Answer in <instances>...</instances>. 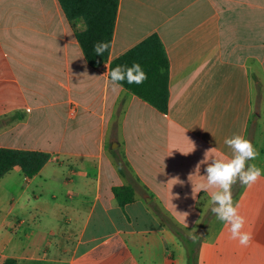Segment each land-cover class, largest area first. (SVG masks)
I'll list each match as a JSON object with an SVG mask.
<instances>
[{
	"label": "crops",
	"instance_id": "crops-1",
	"mask_svg": "<svg viewBox=\"0 0 264 264\" xmlns=\"http://www.w3.org/2000/svg\"><path fill=\"white\" fill-rule=\"evenodd\" d=\"M81 22L60 0H0V148L50 155L34 178L0 181V264H179L167 224L210 210L217 189L199 185L231 157L225 139H249L264 167V0H120L99 67ZM152 35L170 62L167 113L108 75ZM118 186L135 201L121 206Z\"/></svg>",
	"mask_w": 264,
	"mask_h": 264
},
{
	"label": "trees",
	"instance_id": "trees-1",
	"mask_svg": "<svg viewBox=\"0 0 264 264\" xmlns=\"http://www.w3.org/2000/svg\"><path fill=\"white\" fill-rule=\"evenodd\" d=\"M60 2L70 20L83 19L86 22L87 30L79 33L78 38L91 65L101 66L110 56L120 0H60ZM97 42H107L110 45L103 56L95 55L94 45ZM134 62L142 66L148 79L139 85L128 84L125 81L123 87L161 112L167 113L170 99V62L158 35L150 36L137 47L116 58L111 64V70L118 65L131 66ZM49 159L50 155L42 151L1 147L0 181L17 167L22 169L28 178H34ZM237 188V184L233 185V196ZM113 191L123 207L135 201L136 193L132 186H118ZM3 264H18V261L8 258Z\"/></svg>",
	"mask_w": 264,
	"mask_h": 264
},
{
	"label": "rangeland",
	"instance_id": "rangeland-1",
	"mask_svg": "<svg viewBox=\"0 0 264 264\" xmlns=\"http://www.w3.org/2000/svg\"><path fill=\"white\" fill-rule=\"evenodd\" d=\"M260 168L264 170L263 165ZM233 200L246 217L244 230L252 233L249 246L232 240L228 226L211 210L202 211L201 220L193 228L176 222L167 224L169 232H180L179 237L167 239L168 251L178 256L179 264H264V175L250 188L239 183Z\"/></svg>",
	"mask_w": 264,
	"mask_h": 264
},
{
	"label": "clouds",
	"instance_id": "clouds-1",
	"mask_svg": "<svg viewBox=\"0 0 264 264\" xmlns=\"http://www.w3.org/2000/svg\"><path fill=\"white\" fill-rule=\"evenodd\" d=\"M77 28L82 31L87 30V26L82 22L77 23ZM109 47L110 45L107 42H97L94 45L95 55L103 56L104 52L109 50ZM108 75L113 87H123L125 81L128 84L139 85L148 79L142 66L135 62L131 66L118 65ZM191 143L193 145L191 152H193L195 144ZM224 143L232 150L231 157L214 158L207 162L205 168L206 183H200L199 188L205 192L210 188L217 189L212 192L209 199L211 212L218 220L228 226L232 240H237L241 246L247 247L253 236L250 231L244 230L246 217L240 213V204L233 200L232 188L237 182L242 186L252 187L264 175V170L255 164L249 163L259 155L258 150L249 139L241 134H233L231 137L226 138ZM213 150V148L206 150L205 159L196 165V170L200 169V165L206 161L207 154ZM192 238L195 241L196 237Z\"/></svg>",
	"mask_w": 264,
	"mask_h": 264
},
{
	"label": "water",
	"instance_id": "water-1",
	"mask_svg": "<svg viewBox=\"0 0 264 264\" xmlns=\"http://www.w3.org/2000/svg\"><path fill=\"white\" fill-rule=\"evenodd\" d=\"M198 235H199V236H202V235H201V232H199Z\"/></svg>",
	"mask_w": 264,
	"mask_h": 264
}]
</instances>
